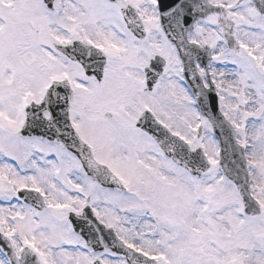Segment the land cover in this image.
Instances as JSON below:
<instances>
[{"label":"snow or ice","instance_id":"1","mask_svg":"<svg viewBox=\"0 0 264 264\" xmlns=\"http://www.w3.org/2000/svg\"><path fill=\"white\" fill-rule=\"evenodd\" d=\"M0 264H264V0H0Z\"/></svg>","mask_w":264,"mask_h":264}]
</instances>
